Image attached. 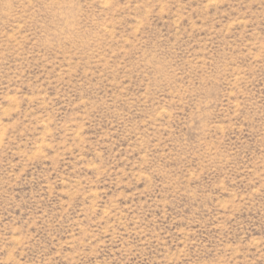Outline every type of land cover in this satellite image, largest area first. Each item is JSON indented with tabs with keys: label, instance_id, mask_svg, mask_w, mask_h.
I'll list each match as a JSON object with an SVG mask.
<instances>
[{
	"label": "rangeland",
	"instance_id": "obj_1",
	"mask_svg": "<svg viewBox=\"0 0 264 264\" xmlns=\"http://www.w3.org/2000/svg\"><path fill=\"white\" fill-rule=\"evenodd\" d=\"M0 264H264V0H0Z\"/></svg>",
	"mask_w": 264,
	"mask_h": 264
}]
</instances>
